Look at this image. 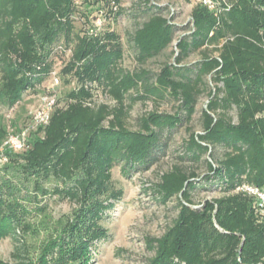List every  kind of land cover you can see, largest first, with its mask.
<instances>
[{
  "label": "trees",
  "instance_id": "trees-1",
  "mask_svg": "<svg viewBox=\"0 0 264 264\" xmlns=\"http://www.w3.org/2000/svg\"><path fill=\"white\" fill-rule=\"evenodd\" d=\"M79 1L0 0V81L9 102L36 91L53 72L56 57L62 82L71 86L60 96L53 92L48 122L29 134L22 150L6 152V163L17 167L34 193L58 194L77 207L62 224L55 249L44 250L36 262L26 240L28 227L0 195V238L13 241L11 261L4 264H88L92 249L109 236L102 220L121 195L112 168L120 164L126 175L151 165L163 132L191 120L206 76L214 89L201 110L202 129L189 134L179 158L197 163L208 154L207 172L198 183L219 196L197 207L192 191L202 187L199 174L178 164L163 172L154 190L162 202L175 198L178 213L148 242L153 250L148 264H264V214L255 196L240 188L264 191V0H213L211 9L198 1L189 32L176 42L174 64H164L156 74L122 68L118 34L92 27L98 6L113 20L121 13L113 9L120 0ZM148 10L130 36L140 65L161 54L176 31L161 7ZM193 52L201 53L199 61L178 65ZM99 96L114 104L98 101ZM166 96L181 100L184 115L153 110L138 118L136 129L127 126V99Z\"/></svg>",
  "mask_w": 264,
  "mask_h": 264
},
{
  "label": "rangeland",
  "instance_id": "rangeland-1",
  "mask_svg": "<svg viewBox=\"0 0 264 264\" xmlns=\"http://www.w3.org/2000/svg\"><path fill=\"white\" fill-rule=\"evenodd\" d=\"M197 2L198 0H120L119 5H114L113 9L120 8L121 13L113 20L107 19L105 8L91 5L92 8L98 6L101 10L93 11L91 24L94 28L113 30L118 34L124 48L122 68L127 71L144 68L156 74L164 64H174L177 55L176 42L182 35L189 32L191 10ZM152 5L162 8L163 15L176 26V31L173 41L161 54L140 65L134 58L130 36L135 28L147 19L148 8ZM201 57L200 52H193L178 65L190 67ZM61 66V60L56 57L53 72L36 88V91L24 92L13 102H9L0 81V195L5 196L10 202L11 210L18 216L19 224L28 227L26 240L30 245L31 258L36 262L44 254V250L46 251L47 248L49 250L51 247L55 249L61 235L62 224L66 219L72 218L77 207L58 194L42 196L34 193L31 187L23 183L17 167L8 166L6 152H19L12 147V139H19L21 142L23 140V144H26L29 134L37 128L34 126V116L45 102V98L51 96L53 92L60 96L71 87H67L58 74ZM54 74L60 80L56 85L53 84ZM203 81V91L197 98L191 120L181 123L173 130L163 132L160 151L151 165L146 168L133 167L126 175L122 173L120 164L112 168V183L115 189L120 190L121 195L114 200L113 207L106 211L102 220L103 225L108 229L109 236L92 249L88 264H148V260L153 255L148 242L152 238L160 237L172 225L178 213L175 198L162 202L154 190L160 175L174 164L188 170H195L199 174L196 179L197 186H202L198 181L207 172L204 160L208 159V154L203 155L197 163L187 159L182 160L179 156L183 152L184 142L189 134L200 133L202 129L201 110L206 107L209 99L208 90L214 89V82L210 76L204 77ZM98 101L114 104L103 96H99ZM126 104L129 105L126 122L130 129H136L138 118L153 110L165 114L177 112L184 115L181 100L170 96L157 101L132 102L127 99ZM232 115L235 120L234 111ZM217 151L220 152L221 149L218 148ZM44 185L49 188L59 186L55 183ZM217 196H219L218 190L204 186L192 191V198L197 207H200L205 200ZM12 248L13 241L10 236L4 235L0 238V264L11 261Z\"/></svg>",
  "mask_w": 264,
  "mask_h": 264
},
{
  "label": "built area",
  "instance_id": "built-area-1",
  "mask_svg": "<svg viewBox=\"0 0 264 264\" xmlns=\"http://www.w3.org/2000/svg\"><path fill=\"white\" fill-rule=\"evenodd\" d=\"M202 4L206 5L208 8H214L215 3L213 0H198ZM59 77H56L55 74L53 75V84H58L59 83ZM51 96L45 98V102L42 104V106L37 110L34 116V126H42L45 125L49 117L53 111L54 104H55V93L50 94ZM11 145L14 148V150H22L25 147V143L23 144L19 139H12L11 140ZM242 190L246 191L248 194L255 196L257 206L263 211L264 214V191L258 190L257 188L248 186V185H243L240 187Z\"/></svg>",
  "mask_w": 264,
  "mask_h": 264
}]
</instances>
